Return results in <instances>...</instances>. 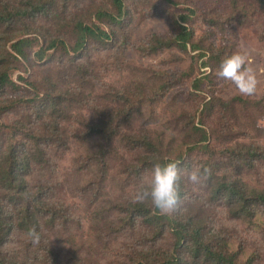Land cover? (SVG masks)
Wrapping results in <instances>:
<instances>
[{
	"label": "rangeland",
	"instance_id": "rangeland-1",
	"mask_svg": "<svg viewBox=\"0 0 264 264\" xmlns=\"http://www.w3.org/2000/svg\"><path fill=\"white\" fill-rule=\"evenodd\" d=\"M67 4L68 11L59 6L51 9V17L38 18V32L49 39L51 34L56 37L60 32L61 39L74 44V38L65 31L71 18L93 23L97 7L111 10V0H71ZM124 4L122 24L114 26L116 39L108 44H92L84 51L83 76L76 68L80 55L75 62L72 53L64 55L50 50L45 59L39 60L34 56L40 49L37 48L31 53L30 61L21 60L17 63L18 70L11 74L24 89L0 93V108L13 104L2 115L4 126L17 122L27 127L37 126V113L24 102H17L34 97L36 88L45 92L58 85L65 98L53 118L62 117L60 133L66 145L53 142L47 148L48 161L43 166L35 165L29 178L33 192L45 193L46 198L53 200L49 203L43 198L38 205L49 204L46 209H57L58 217L52 227L42 221L45 227L39 244L15 227L0 249L9 260L18 259L20 264H163L161 255L172 251L170 232L163 238H154L152 228L139 219L132 224L123 211L128 202H133L138 185L151 171L142 173L137 155L119 137L105 167L102 161L93 162L97 157L92 154L98 151L101 142L93 139L82 143L77 137L81 123L100 114L94 113L84 100L94 101L96 110L103 111L109 87L117 91H141L142 97L157 95L156 99L150 96L146 103L143 100L141 114L133 117V128L150 131L155 138L165 133V143L173 138L171 156L182 154L180 166L186 171L194 165H207L212 169L211 178L216 167L211 164L230 163L225 154L228 147L264 146V108L234 102L231 105L237 99L235 86L218 79L212 64L203 66L213 49H223L226 54L231 50L246 51L260 81L256 95L264 100V11L258 9L257 1L238 0L237 8L234 0H124ZM179 25L193 32L192 43L199 49L189 45L186 51L175 47L157 55L147 54L145 49L153 35L177 36ZM43 45L46 43L42 42ZM163 77L172 79L173 88L161 89ZM198 79H204L199 88L194 86ZM142 97L139 93L135 98ZM207 103L213 108L210 116V108L204 111ZM117 106L111 104L113 109ZM194 124L209 134L211 157L195 146L200 138ZM9 140L7 133L0 135V147ZM219 152L224 157L214 155ZM224 172L237 178L235 167L223 169L217 176ZM239 177L236 180L247 188L264 190L263 164L245 169ZM181 186L185 195L177 210L221 233L233 250L243 248L242 260L257 256L255 264H264L263 209L253 222L236 219L230 216L227 203L210 198L208 181L197 186L184 179ZM9 211L14 214V207L9 206ZM181 256L185 264H198L186 252Z\"/></svg>",
	"mask_w": 264,
	"mask_h": 264
},
{
	"label": "trees",
	"instance_id": "trees-1",
	"mask_svg": "<svg viewBox=\"0 0 264 264\" xmlns=\"http://www.w3.org/2000/svg\"><path fill=\"white\" fill-rule=\"evenodd\" d=\"M70 1L0 0V93L24 89L22 84L11 78V74L18 70L17 63L21 60L29 62L31 53L37 48L40 49L34 53V56L39 60L45 59L50 50L61 51L64 55L72 53L75 62L77 56L80 55L81 61L76 68L81 71L83 76L82 70H85L83 66L84 51L92 44H108L116 39L117 33L114 26L122 24L125 17L124 0H111L109 5L111 10L106 9L105 6L97 7L94 14L95 22L93 23L80 18H71L65 27L67 28L65 31L66 34L70 33L74 38V44H68L61 39L60 32L56 37L51 34V39L39 33L36 28L39 22L38 18L51 17V9L59 6H63L65 11H68L67 3ZM256 1L258 9L264 11V0ZM234 5V7H238V0H234ZM255 14H257L256 11ZM182 21L184 24L185 19ZM225 22L228 23L227 20ZM178 32L177 36L170 38L157 34L153 35L145 51L148 52V55L153 56L175 47L183 51H186L189 45L194 50L200 48L192 43L193 32L186 26L179 25ZM42 42L46 45L41 46ZM234 51L231 50L230 54H226L223 49H213L210 52L211 56L208 62H205L203 66L207 67L212 64V70L215 73L224 59L222 57L229 56ZM171 80L168 77L165 78L161 89L173 88L170 83ZM203 80H196L194 86L199 88L203 84ZM36 91L34 97L17 102H24L32 111L37 113V126L27 127L21 122L4 126L1 124L2 115L7 108L8 110L12 108L13 104L0 108V126L3 127L0 129V135L4 136L7 133L10 139L6 141L3 147H0V249L9 240L15 227H19L27 233L30 229L35 228L41 238L45 227L42 221L45 220L47 226L52 227L59 214L57 209H46L49 204L40 203V206L38 205V202L43 198L47 199L49 203H52L53 200L51 197L46 198L45 193L33 192L29 178L33 175L35 165L43 166L48 161L47 148L53 142L62 143L64 141V137L60 133L62 117L58 116L55 119L53 117L59 112L58 108L63 104L65 98L62 91L58 89V85H53L51 89L45 92L39 88H36ZM81 92L80 95L84 97V92ZM139 93L142 97L141 91L131 92L128 89L117 91L109 87L107 96H105L107 105L103 111L100 110L101 112L96 110L94 101L84 100L94 113H100L95 118L84 120L77 134L82 143H87L93 139H98L101 142L98 151L92 154L97 157L93 162L102 161L104 167L106 166L107 157L114 152V143L117 137L126 142L129 151L135 152L137 161L142 164V173L152 171L153 165L158 162H180L182 154L171 156L174 153L172 144L174 145L175 141L173 138L165 143V133L163 137L159 135L155 138L150 131H137L133 128V117L141 114L139 110L143 100L146 103L150 96H154L153 99L157 97V95H146L140 99L135 98L139 97ZM236 97L237 99H233L231 105L234 102V104H242L248 107L264 108L262 106L264 103L258 102L259 100L264 101L261 96L247 97L237 91ZM112 103H117L118 106L113 109ZM210 105L207 103L204 106V111L210 108L208 116L213 112ZM225 107L230 108V105ZM46 119H49V122ZM194 129L200 138L195 146L211 157L209 134L195 124ZM62 144L66 145L64 142ZM217 154L222 155L220 152L214 155ZM225 154L230 159L229 164L215 162L210 165L216 167L215 176L213 175L207 180L211 188L209 196L212 200L227 203L231 217L253 222L258 212L264 210V190L249 186L247 188V185L236 179H241L239 176L243 174L245 169H255L258 164L264 165V146L237 145L236 147H228ZM230 167L236 168L237 172L234 175H237V178L234 179L230 172H224V175L217 176L219 171ZM184 195L185 192L181 186V202ZM9 206L14 207V214L9 211ZM123 211L132 224L139 219L143 224L152 228L155 231L154 238H163L167 232L171 233L173 249L161 255L160 261L163 264H185L181 256L183 252L193 257L198 264H255L258 260L257 256H249L245 261L242 260L243 248L233 250L232 244L221 233H215L207 226L204 227L189 214H183L180 209L171 215H162L150 201H145L143 203L128 202ZM18 261L15 258L9 260L0 250V264H20Z\"/></svg>",
	"mask_w": 264,
	"mask_h": 264
},
{
	"label": "clouds",
	"instance_id": "clouds-1",
	"mask_svg": "<svg viewBox=\"0 0 264 264\" xmlns=\"http://www.w3.org/2000/svg\"><path fill=\"white\" fill-rule=\"evenodd\" d=\"M218 79L230 81L239 94L247 97L255 96L260 81L256 71L250 66L246 51H237L225 57L216 72ZM212 175V169L207 166L194 165L190 171L180 167L179 161L155 163L150 176L143 178L134 195V203L150 201L162 215H171L181 202V181L186 179L197 186L206 184ZM28 235L34 244H39L40 234L35 228Z\"/></svg>",
	"mask_w": 264,
	"mask_h": 264
}]
</instances>
